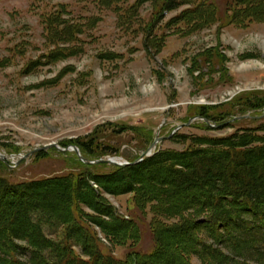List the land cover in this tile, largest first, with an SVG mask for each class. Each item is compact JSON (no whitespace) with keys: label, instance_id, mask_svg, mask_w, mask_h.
<instances>
[{"label":"rangeland","instance_id":"rangeland-1","mask_svg":"<svg viewBox=\"0 0 264 264\" xmlns=\"http://www.w3.org/2000/svg\"><path fill=\"white\" fill-rule=\"evenodd\" d=\"M187 8L157 19L147 52L143 30L119 27L96 0H0V176L21 182L79 174L83 162L70 149H79L76 140L113 151L89 162L125 163L157 138L156 149L183 150L190 142L173 141L177 135L226 137L264 125V105L243 106L264 100V22L195 31L176 20ZM140 11L151 20L150 3ZM50 28L69 35L60 39ZM190 101L205 102L215 127L194 119L199 109ZM105 197L138 223L141 239L117 244L99 233L104 250L121 259L150 252V207L138 211L133 194Z\"/></svg>","mask_w":264,"mask_h":264},{"label":"trees","instance_id":"trees-1","mask_svg":"<svg viewBox=\"0 0 264 264\" xmlns=\"http://www.w3.org/2000/svg\"><path fill=\"white\" fill-rule=\"evenodd\" d=\"M96 2L117 16L119 27L138 25L147 52L155 47L147 37L157 19L183 6L188 8L176 20L195 31L264 22V0H135L127 7V0ZM146 3L153 8L147 23L140 11ZM51 31L60 39L69 35ZM263 105V99H248L243 106ZM197 109L210 120V108ZM173 141L190 145L156 149L141 162L136 157L106 172L100 170L108 164L79 162V174L21 182L0 176V264H264V125ZM76 143L87 160L113 154L100 153L92 141ZM127 194L138 211L150 207L154 244L148 253L131 251L121 259L104 250L99 233L113 243H139L138 223L105 197Z\"/></svg>","mask_w":264,"mask_h":264},{"label":"water","instance_id":"water-1","mask_svg":"<svg viewBox=\"0 0 264 264\" xmlns=\"http://www.w3.org/2000/svg\"><path fill=\"white\" fill-rule=\"evenodd\" d=\"M160 140H162V139L157 138V139L155 140V142L153 143V145H151V146L149 147V149H148L146 152H144V153L139 157V159H138L137 161H135V163L141 162V161L144 160L146 157L151 156L152 153H153V150L156 148V144L159 143ZM72 149H73V151H75V153L79 156L80 160L83 161V162H85V163H87V164H95V163L105 164V163H106V164L113 165V166H126V165H129V163H121V162L116 161V160H114V159H108V160H106V159H100V160H98V161H96V162H88L87 160H85V159L81 156V153H80V151H79V149H78L77 147H72ZM0 159L5 160L6 157L0 154ZM115 159H116V158H115Z\"/></svg>","mask_w":264,"mask_h":264},{"label":"bare ground","instance_id":"bare-ground-1","mask_svg":"<svg viewBox=\"0 0 264 264\" xmlns=\"http://www.w3.org/2000/svg\"><path fill=\"white\" fill-rule=\"evenodd\" d=\"M114 160H116V159H114ZM117 161V160H116Z\"/></svg>","mask_w":264,"mask_h":264}]
</instances>
